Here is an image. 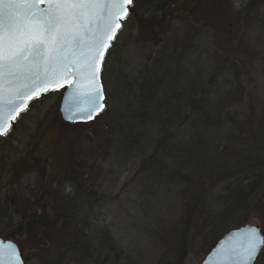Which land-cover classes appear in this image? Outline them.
<instances>
[{
  "label": "trees",
  "instance_id": "1",
  "mask_svg": "<svg viewBox=\"0 0 264 264\" xmlns=\"http://www.w3.org/2000/svg\"><path fill=\"white\" fill-rule=\"evenodd\" d=\"M180 1L133 0L123 26L133 22L159 47L168 31L164 26L175 20L168 11ZM204 2L203 17L223 24L231 16L232 21L226 27L230 36L222 40L211 27L217 47L207 54L202 71L196 67L191 72L185 65L179 71L187 47L175 42L170 55L162 51L146 68L138 89L144 98L141 106L129 113L118 111L115 117L106 99L101 114L81 122L104 114L111 118L83 134V143L94 149L99 145L104 160L110 155L113 127L127 126L130 134L118 140L123 151L143 156L141 167L149 177L167 175L184 186L182 214L167 230L173 256L165 254L158 264H185L196 242L205 257L224 234L248 224L253 214L260 218L264 234V99H250L247 85L254 63L236 36L243 24H256L258 12L264 28V0H247L233 12L231 0ZM167 86L173 87L168 96ZM65 88L34 99L8 134L0 136V236L18 244L25 264H139L125 256L108 230H92L103 194L98 187L101 168L87 153L71 152L62 175L55 179L48 161L34 152L44 118L38 131L24 128L23 145L5 143L34 103L49 94H59L60 103ZM245 96L250 99L247 103ZM181 125L187 129L185 141L176 140L171 131ZM153 142L155 150L148 155ZM255 264H264L263 252Z\"/></svg>",
  "mask_w": 264,
  "mask_h": 264
},
{
  "label": "rangeland",
  "instance_id": "2",
  "mask_svg": "<svg viewBox=\"0 0 264 264\" xmlns=\"http://www.w3.org/2000/svg\"><path fill=\"white\" fill-rule=\"evenodd\" d=\"M204 1L181 0L168 11L175 20L172 25L164 26L168 31L159 47L152 44L153 40L148 39L150 34L140 33L138 26L133 22L128 21L122 27L106 57L102 71L108 107L115 117L118 111L129 113L141 106L144 98L138 90L139 84L146 68L153 64L151 61L158 58L162 51L170 55L174 43H182V46L187 48L183 49L185 57L181 60L179 71L183 70V65L191 66V72L192 70L195 72L196 67L202 71L208 64L207 54L214 52L217 47L214 30L219 34V40L230 36L226 27L227 24L229 27L231 16L223 19V24L219 23L217 18L203 17V13L207 11ZM231 2L233 12L234 9L241 8L247 0H231ZM197 16H201L198 24ZM261 17V12H258L255 17L256 24H243L236 34L238 40L236 41L246 46V53H250L249 58L252 57L254 63L253 77L247 85V89L251 90L250 99L252 96L264 99V55H260V53L264 54V28L261 26ZM207 22L212 25H207ZM211 27L214 30H211ZM167 87L165 88L168 96L173 91V87ZM130 89L132 92L138 91L131 94ZM159 95L163 97L164 91H160ZM58 97L59 94H49L34 103L30 112L14 129L9 141L5 142L6 145L12 146L13 141L16 147L23 145L26 139L24 128L38 131L40 121L44 118L40 129V140L34 152L48 161V170L52 178L57 179L62 175L64 167L69 162L70 153L79 149L82 150L80 154L87 153L90 161H95L101 168L98 187L103 194V200L95 211L96 220L92 230L94 232L100 229L108 230L125 256L139 264H158L165 258V254L171 259L174 249L168 242L167 230L182 214L185 202L184 186L182 187L178 181L171 182L172 178L167 175L149 177L141 167L143 156H133L123 151V146L121 147L118 140H123L122 136L130 134L127 126L123 129L113 127L112 147L107 150V153L110 151V155L105 160L101 159L103 155H99V145L94 149L89 144L83 143L85 138L83 134L98 128V125L108 124L111 118L104 114L89 123L65 124L63 120L62 122L59 120L61 101L58 102ZM250 99L245 96L246 103ZM171 131L176 140L187 139L185 125L174 127ZM155 135L159 137V134ZM154 142L147 151L148 155L155 150ZM101 153L104 154L102 151ZM222 186H218L212 194L218 193ZM248 223L262 225L256 214L252 215ZM261 252L264 253V248ZM203 259L201 246L196 242L185 264H200Z\"/></svg>",
  "mask_w": 264,
  "mask_h": 264
},
{
  "label": "snow or ice",
  "instance_id": "3",
  "mask_svg": "<svg viewBox=\"0 0 264 264\" xmlns=\"http://www.w3.org/2000/svg\"><path fill=\"white\" fill-rule=\"evenodd\" d=\"M133 0H0V119H15L26 100L73 85L76 111L91 118L104 105L98 83L100 66ZM44 5V7H41ZM49 86H52L51 89ZM11 125L0 123V136ZM264 244L250 227L230 249L250 264ZM12 248L7 264H20ZM0 242V262L4 260Z\"/></svg>",
  "mask_w": 264,
  "mask_h": 264
},
{
  "label": "water",
  "instance_id": "4",
  "mask_svg": "<svg viewBox=\"0 0 264 264\" xmlns=\"http://www.w3.org/2000/svg\"><path fill=\"white\" fill-rule=\"evenodd\" d=\"M41 7H44V5H41ZM129 7H130V5L128 6V14H129V10H130ZM122 21H121V25H123ZM120 30H118L116 32L115 38H116V36ZM115 38L111 41V45H112V42L115 40ZM109 49L106 51L105 57H106ZM105 57H104V60H105ZM103 63L101 64L100 71L98 73V83L102 87V98H101L100 102L104 105V107L102 109H97V111L93 114V116L91 118H85L83 114L77 113L76 108H77L78 102L75 99V95H74L75 92L77 91V89L75 88L76 78L71 77V79L73 80V85L69 86L65 83V85H67V88L65 89V91L63 93L61 103H60V108H59L62 120L65 123L72 125L76 122L87 121V120L93 119L96 115H98L104 111V109L106 107V94H105V90H104V86H103V82H102V78H101ZM49 87L51 89L52 86H49ZM36 98L37 97H33V99H31V100H26L27 107L23 111H20L19 109H17V111L19 112L18 115L16 113H13V115H15V119H11L8 116V109H7V107H5L3 110V117H2V119H0V123H3L5 126L10 124L11 125V127L9 129V131H10L12 128L13 122L16 121V119L19 118L20 115L28 109L29 104ZM250 227H255L256 229H258V235L260 237H264V234L262 233V228H261L260 224L248 223L244 226L231 229L229 232L224 234L217 241L215 246L208 252V254L205 256V258L203 259V261L200 264H243L242 258L240 256L235 255L232 252H230V249H232L235 244H237L239 241L242 240L245 232ZM0 242H4V252H3L4 260L2 262H0V264H7L9 254L12 251V248H10L8 246L9 244L14 246L15 251L19 254L20 264H25L24 260L21 256L20 248L14 240L4 239L0 236ZM263 248H264V244H261V246L259 247L258 253L254 257V259L250 262V264H255V262H256L257 258L259 257Z\"/></svg>",
  "mask_w": 264,
  "mask_h": 264
}]
</instances>
